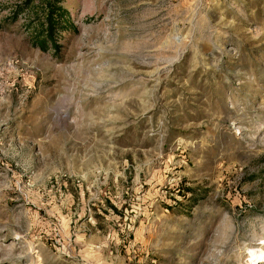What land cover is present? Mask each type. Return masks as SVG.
<instances>
[{"label": "rangeland", "instance_id": "374dc122", "mask_svg": "<svg viewBox=\"0 0 264 264\" xmlns=\"http://www.w3.org/2000/svg\"><path fill=\"white\" fill-rule=\"evenodd\" d=\"M56 1L0 0V264H264V0Z\"/></svg>", "mask_w": 264, "mask_h": 264}, {"label": "trees", "instance_id": "16d2710c", "mask_svg": "<svg viewBox=\"0 0 264 264\" xmlns=\"http://www.w3.org/2000/svg\"><path fill=\"white\" fill-rule=\"evenodd\" d=\"M38 5L43 6V13L36 17L38 24L33 33L34 42L43 47L47 46L49 43H52L53 46H57L55 34L58 29L65 28L63 22L67 13L58 5L56 0H40ZM30 7L31 5L28 4L27 8Z\"/></svg>", "mask_w": 264, "mask_h": 264}, {"label": "bare ground", "instance_id": "6f19581e", "mask_svg": "<svg viewBox=\"0 0 264 264\" xmlns=\"http://www.w3.org/2000/svg\"><path fill=\"white\" fill-rule=\"evenodd\" d=\"M250 259H253V258H250Z\"/></svg>", "mask_w": 264, "mask_h": 264}]
</instances>
